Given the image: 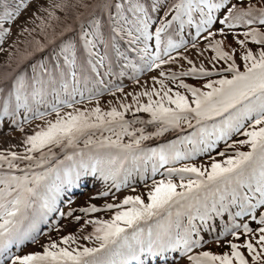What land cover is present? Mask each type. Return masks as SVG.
Returning <instances> with one entry per match:
<instances>
[{
  "label": "snow or ice",
  "instance_id": "snow-or-ice-1",
  "mask_svg": "<svg viewBox=\"0 0 264 264\" xmlns=\"http://www.w3.org/2000/svg\"><path fill=\"white\" fill-rule=\"evenodd\" d=\"M75 4L84 8L83 12L73 15L74 21L81 22L79 40L97 68L102 67L106 59V53H102L98 47L101 34L96 31V21L91 22L92 31L86 30L82 23L93 7L115 8L112 34L116 37L126 36L128 44L133 46L132 50L140 54L143 67L137 69L138 72L174 62L176 58L171 53L182 47L187 48L189 42L183 38V29L185 25L192 26L197 13L199 16L195 34L191 36V47L198 48L197 39L206 33L202 37L207 42L206 48L215 53L210 63L224 61L226 67L217 69L213 66L208 69L201 65L197 68L192 60L184 57L193 65L188 70L179 73L161 71L159 75L162 79L153 77L155 83L160 85L159 89L145 88L133 94L135 109L132 119H125V114L133 109V105L123 102L119 109L113 106L104 111L97 103L91 109L81 110L75 107L85 99V92L78 87L82 80L77 75V53L74 42L70 38L63 39L66 33L72 31L73 25L64 23L56 31V23L61 22L56 9H62L67 14L75 5L69 0H53L50 8L43 9L47 15L36 16L33 20L34 28L21 29L20 34L28 33L22 42L31 45L32 50L26 48L21 53L17 46L15 53H9L5 66L11 68L13 63L20 64L35 52L51 46L54 49L52 56L58 61L62 59L63 66H70V71L66 69V76L71 75L72 87L69 89L65 84L55 91L48 108L44 111L34 110L29 100L37 97L43 100L46 94L42 77L49 69L41 61L32 66L33 78L30 83H26V78L22 76L16 77L14 106L10 108L11 94L10 99L3 102L0 120L5 116H15L20 108H24V122L32 116L44 120L45 124L37 126L32 134L22 138L23 152L11 150L15 145L0 150V264H129V261L145 264L146 256L162 258V264H167L169 253L186 256L189 264H264V212L256 216L257 210L264 207V32L251 27L254 24L264 25V7L252 3H233L228 7L229 0H152L150 9H146L139 0H103L102 4L98 2L95 5L75 0ZM27 5L28 0H0V45L11 32V28L4 25L13 23ZM161 7L164 8V14L159 18L153 33L149 30L153 22L152 14L159 12ZM225 8V14L217 17L216 13ZM126 13H131V17ZM169 13H174L170 20L167 19ZM217 19L221 25L218 32L225 39L230 34L225 29L245 26L246 30L242 33L245 40L238 39L241 33L234 34L237 43L244 47L250 37L260 46L255 53L247 49L242 54V71L234 54L224 50V41L215 39L217 32L212 28ZM177 22L179 39L167 36L162 40V34L167 35ZM37 29L45 37L43 42L31 35ZM153 37L154 50L149 43ZM0 51L4 49L0 47ZM177 55L181 54L177 52ZM125 61L126 67L127 58ZM223 73H230V78ZM214 74L220 78L209 79L204 85L207 91L180 80L178 87L190 92L191 98L180 91L173 92L165 83L169 79L175 82L183 76L211 77ZM116 90L122 91V87ZM87 94L91 100L99 96L101 90L88 88ZM140 96H147V103H141ZM62 107L72 110L62 111ZM51 112L56 114L55 120L48 119ZM139 112L149 113L150 118L139 119L135 115ZM12 123L20 122L13 120ZM136 123L156 125V131L146 135L144 128L133 127ZM184 125L189 129L195 128V131L159 149L145 151L140 148L143 140L170 130L183 131ZM104 132L110 135L104 136ZM234 134L246 139L229 144ZM124 136L131 137V140L124 143ZM81 141L83 149L80 147ZM221 142L225 144V149L218 152L217 156L226 157L223 160L209 155L208 166L184 164L182 167H164L191 160L202 153L210 154ZM178 144H190L192 147L181 151ZM235 144L248 145L249 150L240 151L237 148L228 154V148ZM54 148L71 150V155H66L65 160H71L77 151L83 152L85 149L89 152L102 150L108 155L93 152L90 162L85 167L78 166L75 171L70 165L61 170L59 165L64 162L59 160L55 165L43 167L42 171H34L48 165L49 158L55 156ZM33 153H38V156ZM141 157L146 162H152L150 171L153 178L150 186L147 184L146 163L139 167L135 163L130 168L124 166L129 159L135 162ZM23 161L28 163L21 169L18 162ZM161 168L164 169L162 172ZM141 169L142 179L148 188L147 202L141 195H127L119 203H106L103 209L96 205L81 208L79 211L85 214L101 210L114 212L109 219H86L75 233L64 235L59 241L49 240L42 246L43 251L19 254L26 244L38 242L37 234L29 227V210L37 202L51 209L54 200L50 193L60 184L72 182L89 173L92 176L99 173L101 180H111L112 184L97 195H111L115 200L112 189L119 192L121 188L129 187L133 173ZM17 170L22 174L17 175ZM157 174L162 177L160 180L154 179ZM174 178H178L179 183ZM132 190L135 191L134 188ZM234 207L236 211L233 212ZM225 214H228L229 221L223 224L221 232L215 236L217 243L229 234L239 239L241 229L246 237H255L258 233L256 243L251 239H245L243 244L229 241L230 252L193 253V249L206 243L198 234L200 227L196 221L205 229L211 221V231L214 232L215 219L223 220ZM245 216L259 226L253 229L248 221L237 223L238 218ZM185 217L187 223L183 222ZM74 219L78 222L81 217L76 216ZM88 224L92 225V231L81 237L80 233ZM81 238L93 241L94 245L78 243ZM241 248L247 249L250 261L240 251Z\"/></svg>",
  "mask_w": 264,
  "mask_h": 264
},
{
  "label": "rangeland",
  "instance_id": "rangeland-1",
  "mask_svg": "<svg viewBox=\"0 0 264 264\" xmlns=\"http://www.w3.org/2000/svg\"><path fill=\"white\" fill-rule=\"evenodd\" d=\"M92 1L93 0H84V2L87 3V4H90ZM231 1L232 0H229V3H231ZM250 1H252L251 3L255 4L256 6L264 7V0H250ZM52 3H53V0H39L35 4L31 5L29 11L26 14H24L17 21V23L15 24V27H14L15 31L14 32H15L16 36L17 35L19 36V39L17 37V40L22 41L21 38H24V40H25V37L28 35V33L20 34L21 29L22 28H28V29L34 28L35 24L33 23V20L36 18V16H39L41 14V12L43 11V7L50 8ZM69 3L75 5V7H74V11L75 12H81L84 9L82 6L76 5L75 4V0H69ZM228 7H230V6L228 5ZM56 14H57V16L60 17V21H61L60 23H56V31H59L60 27H62V25L64 23L71 24L73 13L69 12V13L66 14L64 12V10L56 9ZM46 15H47V13H44L42 15V17H44ZM92 21H90V22H88L86 24V27H85L86 30L92 31V27H91V22ZM94 21H96V24H97L99 22V19H94ZM36 22L38 23L39 21L37 20ZM195 24H196L195 20H193V24L191 26L193 34H195ZM255 25L258 26L259 28H261L262 31L264 32V25H260V24H255ZM220 27H221V25L219 24L217 26V28H216L217 29V31H216L217 32V37H219L220 40L224 41V43H223L224 47L229 52H231L232 54L235 55V57L237 59V62H238V64L241 67V70H243V61L241 59L242 54L247 49H251L255 53V52H257L259 50L260 46L257 45V44L255 45L250 37L247 38V42H246V45L244 47H242L239 43H237V39L234 38V34L235 33H241V35H239L238 39L245 40L246 38L242 35L243 31L246 30L245 26H237L235 29H232V30L225 29L226 33H228L230 31V34L227 35L226 39H225V37L221 36L218 33V29ZM32 33L37 34L41 39H45L44 35H42L38 29L36 31L32 32ZM206 43L207 42L203 39L201 45L205 48L206 47ZM154 45H155V42H154ZM210 51H211L210 52V58H211L213 55H215V53L211 49H210ZM185 53L187 55L191 54V52H188V51H186ZM192 55L197 60H201V61L203 60L205 63L211 64L210 60L208 58H206L205 55H198L197 52L192 53ZM1 59L2 58H1V55H0V61H1ZM189 59H191V57ZM46 61H47V57L45 58V62ZM196 63L201 65L199 61H197ZM213 63H214V66L216 68L226 67V63L224 61H216V62H213ZM202 65L205 66V64H203V63H202ZM190 67H191L190 65H187L185 63V61H183V63L181 65L173 66V69L175 71H180V70L186 71ZM205 68H207V67L205 66ZM208 69H210V68H208ZM225 75L228 76L229 78L231 76L230 73H226ZM155 78L157 80L162 79V77H160L159 75H156ZM219 78L220 77H217V78L215 77V78H212V79H219ZM180 80H183L185 84H190L192 86L199 85V86H202L204 88V85L207 83V81L209 79L203 80V79H198V78H194V77H185V78H182V79H178L175 82H173L172 80H166L165 81L167 87L171 88L173 92H176V91H180L181 93L185 92L184 95L191 96V93H188V91L186 89H184L182 87H178V85L180 83ZM153 87L159 89L160 85L158 83H155L153 78L152 79L148 78L146 81H141L139 83H136L133 86H131L129 88H126L122 92H119V93H117L115 95H109V96H106V97H103V98H99V99H96V100L85 102V103L81 104L80 106H78L77 108H79L81 110H83L85 108L91 109V108L95 107L97 105V103H98L99 106L101 107V109H103V108L109 107V106L114 105V104H119L120 105L121 102L126 103V104H131V105H133V108H135V104L133 103V94L139 93V92L143 91L145 88L151 89ZM204 90H206V88H204ZM156 98L157 97H153V99H156ZM147 99H148L147 96H140L139 97V100H140L141 103L147 102ZM183 128L184 129H188L186 125H184ZM193 129H195V128H192V130ZM192 130H189V131H186V132L185 131H180L181 133L176 130L178 132V135L175 136V137L186 136ZM170 131H173V130H170ZM170 131L164 132L162 135H157V136L158 137L165 136L166 133H168ZM186 133H188V134H186ZM184 134H186V135H184ZM17 135L18 136H22L23 133H18ZM242 139H246V137H244L242 135H239V134H234V135L231 136V138L228 141V143L229 144H233V142H237V141L242 140ZM177 140H178V138H176V140L171 141L169 143L161 144L158 147L155 146V147L148 148L147 150L159 149L161 146L169 145L170 143L175 142ZM166 142H168V140ZM219 145H221V147ZM219 145L214 150H212L210 154L202 153V154L194 157L191 160L178 161L174 165H165V167H167V166H170V167H172V166H174V167H182L184 164H195L197 166H200V165L208 166L210 164L209 155H211L212 157H215L217 160H223L226 157L217 156V153L221 152V151H224L225 144L223 142H221V143H219ZM177 146L180 148L181 151H183L186 147L187 148H191L192 147V145H190V144H187V145L178 144ZM237 148L240 151H248L249 150V146L248 145L235 144L234 147L228 148V150H227L228 154H232ZM147 150H145V151H147ZM137 161H138V167L140 165H142L141 159H138ZM139 173L141 175L142 169H141V171ZM152 178L153 177L150 175L149 176L150 182L147 180V184L149 186L151 185ZM161 178H162L161 176H158V178H156V180H160ZM174 180H175V182L179 183V179L178 178H174ZM137 185L140 188H137L135 191H139V192H135L133 190H131V191L125 190L123 188H121L122 191H119V192H116V190H112L115 193V200L113 199V197L111 195L106 196V197H99V198H94L91 195L84 196L83 199H81V200L77 201L76 203H73L72 205L68 206L69 207L68 210L64 211L65 217L63 218V220H65L68 225H72L73 227H80V225L84 224V221L86 219H97V218L109 219L112 216L114 210H101V211H98V212L85 214V213L80 212L79 209L88 207L89 205H96L98 208L103 209V206L106 203H119L127 195H141L142 198L145 199V201L147 202V191H148V188L145 186V182L141 180L140 184H137ZM89 196H91V198H89ZM69 213H71V215H69ZM76 216H80L81 217V219L78 222L75 221V219H74V217H76ZM245 221H248V220L244 219L243 223ZM183 222L187 223V217L184 218ZM250 224H251L250 227H252L253 229H256L259 226L255 221H251ZM90 226H92V225L88 224L85 227H90ZM47 229H48V231L45 234L54 233V235H52L53 237H50L47 240H42L43 237L45 236V234L40 236V237L38 236L39 238L37 237V239H39V240H38L37 244L31 246L30 250H28L27 253L36 252V251H43L42 246L44 244L48 243L49 240L59 241L62 236L74 232V231H72L74 229H72L70 231H66V230L62 229V227L60 228V225L59 226L53 225V226H51L50 228H47ZM240 233L241 234L239 236V239H235L234 237H232V239H229V240L220 241L219 243L216 242L213 246L207 244L208 246L204 247L202 245L199 248L193 249V253H198L200 251H210V252H212L214 254H223L224 252H230V246H229V243H228L229 241H231L233 243H237V244H243L245 239H251L253 243H256V239L258 238V235H259L257 233L256 237H253V236L246 237L243 234V232H240ZM92 245H94V242H92ZM202 247H204V248H202ZM241 250H243L244 252H246L248 254L247 249L241 248L240 251ZM180 261H181L180 264H189V261L187 260L186 256L181 258ZM234 264H235V262H234Z\"/></svg>",
  "mask_w": 264,
  "mask_h": 264
},
{
  "label": "bare ground",
  "instance_id": "bare-ground-1",
  "mask_svg": "<svg viewBox=\"0 0 264 264\" xmlns=\"http://www.w3.org/2000/svg\"><path fill=\"white\" fill-rule=\"evenodd\" d=\"M96 4L98 2H100V0H95ZM85 19V17H84ZM83 19V20H84ZM83 22V21H82ZM73 25V28L72 30L74 29H78L80 26H81V22H78V21H74V23L72 24ZM5 68H7L5 66ZM9 76V75H8ZM6 76L4 78V80L2 81V83H5L7 77ZM189 98H191V96H188ZM143 103H147V102H143ZM113 106H116L118 109H119V106L118 105H113ZM113 106H110L109 108H107L105 111H108L110 110L111 107ZM135 108H133L132 110L128 111L126 114H125V119H132L133 118V111H134ZM136 117H138L139 119L141 120H147L150 118V114L149 113H145V112H139V113H135ZM136 124H140V123H136ZM146 125H149V124H146ZM148 131H150L149 133H152V132H155L156 131V125H152L148 128ZM32 130H29L27 131L25 135H28V134H32ZM139 135V134H138ZM23 135L22 136H16V137H9V138H3L0 136V150H5V149H8L10 145H15L16 147L12 148L11 150L13 151H17V152H23V146H22V138L24 137ZM143 144V142H142ZM61 150L60 148H54L53 151L55 150ZM57 150V151H58ZM32 155L34 156H38V153H33ZM20 164V168L23 169L25 167V165L28 163L27 161H23V162H18ZM5 170H7V165L4 166ZM73 170H77V166H74L73 167ZM71 183L72 182H67V184L69 186H71ZM57 201V200H56ZM53 212V205H52V208L51 209H46L44 207H42V203L41 202H37L35 203L34 207L32 209L29 210V221H32V222H29V225L30 227H32L34 229V231L36 230V228H39L42 224V227L44 224H46V220L48 219L49 216H51ZM106 219V218H104ZM35 226V227H33ZM64 230L66 231H70L72 229V231H74L73 233H75L77 231V229L79 227H73L71 225H65L62 223V226H61ZM92 231V226L90 227H85L83 232L80 233V236L82 237L83 235H87L89 232ZM92 242L93 241H86V240H83L82 238L78 241V243L84 245V246H93L92 245ZM75 245H73L74 247ZM134 262V261H132Z\"/></svg>",
  "mask_w": 264,
  "mask_h": 264
},
{
  "label": "crops",
  "instance_id": "crops-1",
  "mask_svg": "<svg viewBox=\"0 0 264 264\" xmlns=\"http://www.w3.org/2000/svg\"><path fill=\"white\" fill-rule=\"evenodd\" d=\"M232 3H242V4H247V3H251L252 1H250V0H232L231 1ZM219 33V32H218ZM217 37V36H216ZM218 39H220L219 37H217ZM254 44L256 45V43L254 42ZM210 49L208 50V51H206L205 52V57L206 58H208L209 60L211 59L210 58ZM202 59V58H201ZM204 59V58H203ZM200 63H203V64H205V66L207 67V68H212L213 66H214V63L212 62L211 64H207V63H205L203 60L201 61L200 60Z\"/></svg>",
  "mask_w": 264,
  "mask_h": 264
}]
</instances>
